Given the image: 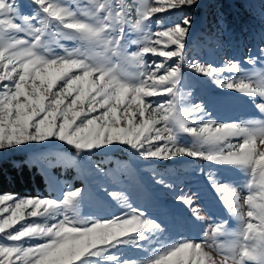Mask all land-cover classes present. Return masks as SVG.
<instances>
[{
    "label": "snow or ice",
    "instance_id": "obj_1",
    "mask_svg": "<svg viewBox=\"0 0 264 264\" xmlns=\"http://www.w3.org/2000/svg\"><path fill=\"white\" fill-rule=\"evenodd\" d=\"M197 2L90 0L74 9L59 0H31L36 8L30 16L21 11L18 0H0V177L6 152L53 142L70 146L77 154L128 145L145 159L187 155L250 175L249 195L243 198L246 213L240 195L209 176L224 206L241 224L234 240L216 244L215 252L222 259L205 251L212 245L181 240L160 245L145 260H125L122 264H264V120H209L190 126L188 113L200 111L201 106L183 107L178 87L182 63L206 76L243 69L236 62L226 68L186 62L189 16L155 33L146 23L158 13L191 8ZM46 30L53 35L60 33L76 46L69 49L60 44L63 54L50 53L42 45ZM126 32L138 38H126ZM162 37L167 39L162 41ZM131 45H136L135 50H129ZM260 51L264 53V48ZM149 54L163 59L149 63ZM247 62L251 64L253 59ZM214 82L248 96L264 114V73ZM176 129L193 136L196 147L178 145ZM234 139L236 143H232ZM8 163L20 169L28 161ZM123 165L130 171L127 162ZM96 168L105 172L98 165ZM156 183L171 187L159 178ZM85 193V187L68 186L56 199L0 194V234L7 241L0 242V264H83L86 257H97L117 244L134 243L127 239L133 234L148 229L162 231L155 220L127 203L126 197L127 211L119 216L83 218L79 209ZM109 195L122 197L115 191ZM176 199L196 220L203 219L191 197ZM30 218L46 219L39 223ZM226 233L227 221L217 223L211 229V239ZM27 240L36 242L26 247L21 242ZM105 259L117 257L108 255Z\"/></svg>",
    "mask_w": 264,
    "mask_h": 264
},
{
    "label": "rangeland",
    "instance_id": "obj_2",
    "mask_svg": "<svg viewBox=\"0 0 264 264\" xmlns=\"http://www.w3.org/2000/svg\"><path fill=\"white\" fill-rule=\"evenodd\" d=\"M59 2L75 9L77 6L88 5L90 0ZM18 3L21 4V11L30 16L36 8L31 0H18ZM249 11L252 12L248 14ZM40 15L44 14L41 12ZM184 16L191 17V26L185 41L186 62L195 60L221 68L236 62L243 69V72L225 70L213 76H206L196 73L185 63L181 64L178 87L182 94V106H201L200 111L188 113L186 119L190 121V126L209 120L217 123L264 120V114L259 112L252 99L214 82L216 79L227 81L240 78L241 75L251 77L254 73H264V53L260 51L264 48V0H198L191 8L158 13L146 23L149 30L155 33L162 30L159 28L179 23ZM157 20L161 21L159 25ZM51 27L50 24L49 28ZM125 36L129 39L138 38L135 33L126 32ZM160 39L163 41L167 38ZM60 44L69 49L76 46V42L65 39L60 33L53 35L46 30L42 45L47 47L50 53L63 54V49L58 46ZM135 48L136 45H131L129 50ZM249 58L253 59V63L247 62ZM146 59L152 63L160 62L163 58L149 54ZM174 62L173 60L167 63L170 65ZM175 139L178 145L184 147L195 148L197 144L193 136L179 129L175 130ZM236 142L235 139L232 141ZM33 152H41L42 155L36 156ZM15 154L20 155L14 158L15 160H27L29 165L37 166L44 179L46 191L33 195L11 194L56 199L60 198V193L68 186L85 187V197L79 209L81 217L110 219L119 216L127 211L123 199L126 197L127 203L143 211L147 218L155 220L162 228V231L148 229L133 234L127 239L134 243L117 244L97 257H86L83 264H122L125 260H145L160 245L181 240L212 245V249L205 251H211L213 257L218 260L222 259L215 252L216 244H228L234 240L241 224L224 206L220 195L212 187L209 176L239 194L242 211H247L243 198L249 195V173L205 159L187 155L145 159L139 155L138 150L131 149L128 145H110L95 149L92 153L77 154L74 148L61 142L22 147L20 150L6 152L5 157ZM125 162L130 166V171L125 169ZM97 165L105 170L103 174L97 171ZM157 178L171 187L156 183ZM114 191L122 193V197L113 199L109 193ZM177 196L191 197L193 207L199 209V215L203 219L196 220L190 209L176 199ZM259 202L258 197L257 203ZM30 219L43 223L46 218ZM224 221H227V233L214 241L211 239V229ZM141 234L145 237L143 240L138 239ZM0 242L7 243L2 234ZM35 242L27 240L21 243L27 247ZM108 255L117 259H105Z\"/></svg>",
    "mask_w": 264,
    "mask_h": 264
},
{
    "label": "trees",
    "instance_id": "obj_3",
    "mask_svg": "<svg viewBox=\"0 0 264 264\" xmlns=\"http://www.w3.org/2000/svg\"><path fill=\"white\" fill-rule=\"evenodd\" d=\"M249 11L248 14H250ZM17 156L12 155L5 157L3 175L0 177V193H20L26 195H33L39 191L45 192V182L42 174L37 169L36 165H29L14 169L10 167L8 161L15 160Z\"/></svg>",
    "mask_w": 264,
    "mask_h": 264
}]
</instances>
